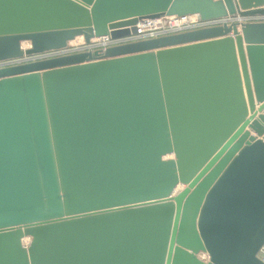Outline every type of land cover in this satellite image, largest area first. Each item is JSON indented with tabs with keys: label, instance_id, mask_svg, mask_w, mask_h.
I'll list each match as a JSON object with an SVG mask.
<instances>
[{
	"label": "water",
	"instance_id": "obj_1",
	"mask_svg": "<svg viewBox=\"0 0 264 264\" xmlns=\"http://www.w3.org/2000/svg\"><path fill=\"white\" fill-rule=\"evenodd\" d=\"M189 14L0 67V264H264V0H0V61Z\"/></svg>",
	"mask_w": 264,
	"mask_h": 264
},
{
	"label": "built area",
	"instance_id": "obj_2",
	"mask_svg": "<svg viewBox=\"0 0 264 264\" xmlns=\"http://www.w3.org/2000/svg\"><path fill=\"white\" fill-rule=\"evenodd\" d=\"M231 18H216L203 20L196 14H189L184 16L178 15H159L153 17H144L140 18L137 21V27L139 32L137 34L130 33L129 35L121 36V37H113L111 35H104L93 37L89 42H86L84 37L82 36V41L78 43H70L69 45L60 50H51L43 53H38L33 56H26L23 59H10L0 61V67H4L7 65H13L25 60H34V59H45L54 56H59L66 53L85 51V50H96L102 49L104 50L108 46L122 44L138 39L149 38L160 36L164 34H170L175 32H180L184 30L201 28L213 25L222 24L225 20L229 21ZM248 20H264L263 15H254L248 17ZM259 256L264 260V245L259 252Z\"/></svg>",
	"mask_w": 264,
	"mask_h": 264
},
{
	"label": "bare ground",
	"instance_id": "obj_3",
	"mask_svg": "<svg viewBox=\"0 0 264 264\" xmlns=\"http://www.w3.org/2000/svg\"><path fill=\"white\" fill-rule=\"evenodd\" d=\"M77 41H78V43L81 42V41H82V36H77L75 39H72V40L70 41V43H71V42H72V43H76ZM28 45H29V43H25V42L23 43V46H25V47L28 46ZM179 188H182V186H179L178 189H179ZM25 240L27 241V239H25Z\"/></svg>",
	"mask_w": 264,
	"mask_h": 264
},
{
	"label": "crops",
	"instance_id": "obj_4",
	"mask_svg": "<svg viewBox=\"0 0 264 264\" xmlns=\"http://www.w3.org/2000/svg\"><path fill=\"white\" fill-rule=\"evenodd\" d=\"M258 106H260V103H257L256 104V107L258 108ZM252 134H255L256 135V133L254 132V131H252Z\"/></svg>",
	"mask_w": 264,
	"mask_h": 264
},
{
	"label": "rangeland",
	"instance_id": "obj_5",
	"mask_svg": "<svg viewBox=\"0 0 264 264\" xmlns=\"http://www.w3.org/2000/svg\"><path fill=\"white\" fill-rule=\"evenodd\" d=\"M28 240V239H27Z\"/></svg>",
	"mask_w": 264,
	"mask_h": 264
}]
</instances>
